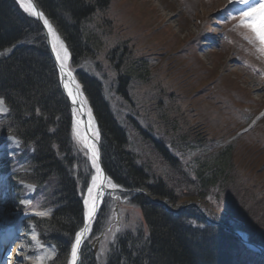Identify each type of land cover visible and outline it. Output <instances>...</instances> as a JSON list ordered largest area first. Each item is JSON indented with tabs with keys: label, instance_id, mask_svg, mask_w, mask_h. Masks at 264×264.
I'll use <instances>...</instances> for the list:
<instances>
[{
	"label": "trees",
	"instance_id": "trees-1",
	"mask_svg": "<svg viewBox=\"0 0 264 264\" xmlns=\"http://www.w3.org/2000/svg\"><path fill=\"white\" fill-rule=\"evenodd\" d=\"M35 1L66 44L73 67H82L84 61L93 59V52L102 45L87 27L93 22L90 17L93 16L91 11L94 5L89 0ZM22 41L31 42L18 50V55L15 51L9 56L3 55L9 46L19 45ZM0 43L7 48L0 51V98L9 110L3 128L6 134L20 140L23 146L20 159L27 164L24 169L26 173H17L15 182L23 180L39 188L54 190V198L50 196L48 204L44 205V208H54L52 217L35 222L44 229L48 241L57 246L58 254L53 264H68L70 242H74L77 228L83 226L85 216V207L78 199L77 188L84 184V191L88 189L89 176L94 175L93 167L84 156L78 158L71 153L74 151L71 139L72 113L61 91L42 28L15 0H0ZM109 55L105 56L107 61L111 57ZM108 62L119 73L115 91L122 98L126 96L132 79L138 77L144 83L150 75L148 71L147 76H143L137 66L127 62ZM249 65L257 66L254 63ZM256 70L261 72L259 66ZM30 71L37 73L35 77L30 75ZM76 75L100 132L104 166L116 186L124 190L146 191L152 198L166 200L173 209L178 208L177 202L198 201L207 210L208 216L213 215L207 208L211 200L224 202L229 192H239L241 200L235 198L234 203L237 204L233 203L229 213L219 212V216L213 217L214 221L239 230L251 243L264 249V234L261 233L264 227L260 228L258 224V220L263 218L260 216L264 215V202L256 194H250L251 190L245 184L229 175L233 167L231 145L206 152L203 157L196 159L194 178L182 173L179 165L176 168L168 162L174 171H181V177L171 175V184L159 177L152 180V174L140 163L141 159L129 152V143L126 141V138L129 139L128 132L105 102L101 85L82 70ZM130 123L136 128L141 125L132 119ZM150 139L147 133L144 140L151 142V148L161 151L167 159L161 144ZM185 146L191 147L188 143ZM24 154L25 160L22 157ZM173 177L177 181H172ZM175 186L186 188L185 193L174 191ZM20 189L17 186L16 190ZM131 196L123 198H129L130 205L140 210V230L136 234L123 231L111 246L105 264H264V258L252 253L222 226L206 222L195 208L173 214L143 195ZM251 201H255L257 205L254 206L257 207L251 206ZM239 202L243 206L238 205ZM234 208L239 211L243 209L246 215L234 213ZM239 214L242 221L243 217L246 220L245 224H239L238 228L230 226L229 221L238 225ZM99 221H106L102 213ZM80 264L100 263L85 249Z\"/></svg>",
	"mask_w": 264,
	"mask_h": 264
},
{
	"label": "rangeland",
	"instance_id": "rangeland-1",
	"mask_svg": "<svg viewBox=\"0 0 264 264\" xmlns=\"http://www.w3.org/2000/svg\"><path fill=\"white\" fill-rule=\"evenodd\" d=\"M103 1L106 4V1ZM107 1L109 6L102 15L97 14L95 20L87 25L89 33L102 45L93 52V59L84 61L81 70L96 78L97 83L106 91L111 89L109 101L113 108L112 112L122 125L125 127L127 125V132L131 133V139L126 138L129 152L140 158V163L152 169L155 175L163 177L164 182L171 184L170 176L180 178L181 171L194 178L195 161L206 152L231 145L233 167L229 175L245 184L251 190L250 194H256L257 198L264 202V119L256 123L257 118L252 120L253 115L264 111V76L256 70L258 65L261 66V62H264V52H260V47H255L260 43L249 27L247 28L253 33L252 40H248L251 46L243 41V44L240 43L242 52L239 54L236 51L232 54L226 51L214 52L213 47L216 46H213L211 39L205 43L207 46L203 47L204 42H200L198 34L200 29L206 28L207 22L210 25V32L217 34L221 23H229L236 27L233 22L238 25L244 20L246 23L243 25L246 26L247 23H252L254 18L244 17V12L240 10L235 15L232 12L230 14L229 10L221 15L219 11L226 8L228 0H220L214 6L204 5L201 13L190 19L184 7L175 5L173 0H169V4L166 0H149L151 3L144 2L147 0H124L121 3H125L129 11L124 10L120 15H116L120 8L115 6L117 0ZM121 17L126 22H123ZM53 40L56 41L61 58L69 65L64 45L56 35ZM253 47L257 53L253 51ZM12 50L14 49L4 50L3 55L9 56ZM106 54H111L109 60L112 63H130L134 67L137 66L145 77L148 71L150 73L144 83L140 82L138 77L129 83L127 87L129 105L120 97H115L114 100L116 91L112 85L116 83V72L105 58ZM252 59L258 65L256 67L247 65V72H243L238 65H246V62ZM138 61L142 63H137ZM0 109H3L0 110V117L6 118L8 109L4 103L0 104ZM129 114L134 116L132 118L139 124L146 126L147 133L152 139L165 144L168 155L176 158L181 171H174L161 151L151 148L148 141L135 137L132 124H126ZM73 125L71 139L74 151L71 153L78 158L79 156L87 158L94 172V175L89 176L88 192L84 191V184L77 188L78 199L85 202L87 212L96 193L100 172L96 159L88 151L84 132L75 122ZM94 131L96 140L101 142L97 124L94 125ZM162 136L164 140H161ZM175 138L179 141L177 147L173 146ZM186 139L192 144L196 141L193 148L197 149L187 150ZM95 150H98L96 145ZM21 151L20 143L15 138L5 136V131L0 130V160L1 158L9 160L13 167L17 165L22 171L27 164L20 159L23 153ZM101 152L103 154L102 148ZM22 157L25 160V154ZM171 179L177 181L174 177ZM108 187L111 189L114 185L108 182ZM22 188L25 192L23 201H18L13 195L9 196L10 192L5 195L0 191V229L15 224L17 217L22 216L21 207L39 209L41 204H44V197L48 202L50 196L54 198L55 195L54 190L48 187L39 189L41 197L38 196V191L34 193L33 187L25 183ZM185 191L186 188H183V193ZM122 194L118 192L108 194L104 202L108 210L107 223L103 224V230L98 236L88 232L86 246L81 248V258L87 249L100 258V264H105L111 246L115 244V235L120 225L124 224L123 218L128 216L131 222L134 217L136 225L141 224L140 210L126 202ZM241 196L239 192L235 194L233 190L225 195L224 202L211 200L207 206L213 214L211 217L219 216L221 211L229 213L230 208L237 204L234 203V199L238 198L240 201ZM238 205L243 206L240 202ZM254 205L257 203L251 201V206ZM234 209L236 210L234 213L246 215L243 209L240 211ZM51 213V210H47L46 216ZM261 217L263 218L261 221L258 220V224L263 228L264 215ZM237 220L238 225L234 221H229L230 226L238 228L239 224L242 226L246 221L244 217L242 221L240 214L237 215ZM93 223L91 225H94ZM16 228L20 231L17 249L19 253L22 250L17 258H21L23 262L31 260V257L27 258V254L22 253L27 249L25 242H28L35 250L34 264H53L52 261L58 252L55 246L42 243V235L48 240L45 232L38 236L33 228L31 232L21 231L23 228L21 223H17ZM261 233L264 234L262 231ZM74 243L70 242L68 253L72 252Z\"/></svg>",
	"mask_w": 264,
	"mask_h": 264
},
{
	"label": "bare ground",
	"instance_id": "bare-ground-1",
	"mask_svg": "<svg viewBox=\"0 0 264 264\" xmlns=\"http://www.w3.org/2000/svg\"><path fill=\"white\" fill-rule=\"evenodd\" d=\"M15 1L18 3L19 7L27 15H29L31 18H33L32 15H34V16L39 15V14H33L31 11H30L31 12L30 13L27 10L26 0H15ZM20 1H22V3ZM89 1L94 5V9H93V11H91V13L93 14V16L90 17L91 20H95V17H96L97 14L98 15H102V13L105 11V9L109 6V2L107 0H105L106 4H104L103 0H89ZM204 1H208V0H204ZM218 1H220V0H209L207 2V5L208 6H214ZM117 2L118 3L115 6L117 8H119V7L120 8H119V11H116V15H120L121 14L120 12H124V10L129 11V9H127V7H126V4L125 3H121V2H124V0H117ZM144 2L145 3H151L149 0H147V2L146 1H144ZM262 3H264V0H246V2H245V0H228V2L226 4V7L229 8V11L232 12L233 14L236 13L238 10L243 11L245 13V12H248L252 8H258L259 5L262 4ZM150 5L153 6L152 4H150ZM36 11H37V13H41L37 9H36ZM191 12L193 14L190 15L189 18H195V17L198 16L197 13H194L193 11H191ZM122 15L124 16L125 14L122 13ZM39 17H41L43 20H45V18L42 15H39ZM121 20L123 22H126L125 20H123L122 17H121ZM37 22L39 24H41L39 21H37ZM48 25H50V24L48 23L46 25V27H47V30L49 32L50 30H49V26ZM41 28H42L43 33H46L45 28L43 26ZM51 29H52V27H51ZM245 30H247V29H245ZM51 32H53V29H52ZM249 32L247 30V33H249ZM250 33L253 35L252 32H250ZM30 42H23L22 41V42H20L19 45L15 44L13 46H9V48L10 49H14L12 51H15L16 54L18 55V50L28 46ZM255 47H257V46H255ZM5 48L6 47L4 45H1V43H0V51L4 50ZM254 52L256 53L257 51L254 50ZM10 54H12V52ZM19 59L21 60V62H23V60L20 57H19ZM59 61H60V64H61V70H60L61 72L60 73H61V79H62V89H63L65 95L67 96L69 102L72 104V105L70 104L71 105L70 106V110H71L74 122H75L76 126L78 128H80L84 132V136H85L86 139H88V143H89L87 146L90 148V151L93 154H95L94 153L95 144H94V141L90 138V135L93 136V137L95 135L94 124L92 122V118L94 119V117H93L92 111L90 112L91 106H90L88 100H87V103H88V106H89L90 110H87L86 103L84 105H82L81 99L84 100V98H83V95H80V93L77 90H75L73 85H72L74 83L76 84V81L75 82L73 81V83H72V80H74V77H70V74L72 75V72L70 71L69 67L67 68L66 65L63 63L62 58H59ZM81 68H82L81 66L75 68V67H73V65L71 63V70L73 72L77 73L79 70H81ZM261 72L262 73L264 72V68H261ZM36 74H37L36 72L30 71V75L32 77H35ZM59 81H61V80H59ZM65 85H67V87ZM101 88H102V96L104 97L105 102L109 105L111 111H113V108H112V106L110 104L111 100L109 98L110 95H111L110 90L106 91L102 86H101ZM70 93H71V95H70ZM119 96H121V95L119 94ZM113 97H114V100H115V96H113ZM122 99L129 105V98H128V95H127V91H126V96L123 97ZM84 115L87 117V120L84 119V117H83ZM113 115L115 116L114 113H113ZM129 116L130 117L127 119L126 124L130 123V119L134 120L132 118L134 116H132L131 114H129ZM118 121H119V119H118ZM123 126L126 129V131H127V125H126V127H125V125H123ZM131 126H133V125H131ZM132 132H133V134L135 135L136 138L145 139L146 136H147V130H146V126L144 124L139 125L138 128L134 127V131H132ZM130 135H131V133L129 131L127 133V136H128L129 139H131ZM164 139L165 138L162 136L161 140H164ZM154 141H156V140H154ZM156 142L160 143L162 148L164 149V151H165V153L167 155L166 156L167 159L165 157L164 158L167 160V162H172V164L175 165L176 168H178L179 164L176 161V158L174 159L172 155H168V153L166 151L167 148H166L165 144H162L159 141H156ZM173 142L176 145H178L177 143H179V141L176 140V138H175V141H173ZM149 143H151V142H149ZM187 143L190 144V146H191L190 149H192L194 147V144H192V142H190L189 140L186 139V143L185 144H187ZM193 149H197V148H193ZM187 150H189V148H187ZM179 167H180V165H179ZM145 169L149 173L152 174V176H153L151 178L152 180L154 178H157V177L162 178L164 180V178L161 177V176L153 175L154 172H153L152 169H148L146 166H145ZM106 186H107V180L105 179V181H104V176L101 173L99 175V178H98V185H97L95 196H94L93 200L91 201V203H90V205H89V207L87 209L86 215L84 216V224H83V226L81 225L79 228H77L76 232L78 234H82L81 242H80L79 246L77 247L76 256L75 257H73V254L71 252L70 264H78V251H80L81 248H84V246H86L85 244H86V241H87L86 237H87L88 232H90V234L93 235V236L95 234H97V236H98L103 230V228H102L103 224L107 223L108 210H107V206L104 203L106 198H107V196H108V194L105 191ZM0 187H4L2 189L6 193L10 192V190H11L12 193H13L14 198H16L18 201H23L22 200L23 193L21 191H17L16 190V186H13L12 183H6L4 181V178L1 175H0ZM127 191H128V195H130V196L132 195L131 197H133L134 195H138L139 192H143V190H141V189H133V190H127ZM174 191H176L179 194H183V187L179 186V188H176V186H175L174 187ZM149 200L152 203H157V204H160V205L164 206L169 212H171L173 214H179L182 210H185V209L195 208L198 211V213L201 215V217L203 219H205L206 222H208L209 224H212V225L222 226L225 229V231H227L229 234L233 235L235 238H237L240 241V243L242 245L247 247L245 242H244V240H243V238L241 236L233 234L225 225L221 224L218 221H214V219L210 215L208 216V214H207L208 212H206L207 210L205 211V209L203 207H201L200 202H198V201H196V202H190L189 201L187 203H185V202H177L176 204H177L178 208L173 209V208H171L170 204L166 200L152 198L150 196V194H149ZM93 207H94V211H92V213L90 215V211L93 209ZM101 208H102V210H101ZM100 210H101V213L103 214V217L104 216L106 217V221H104L102 223H100V221L99 222L96 221L94 223V225H91L93 223V221L95 220V218H96L95 216L97 215V213ZM21 211L24 213V214H22V217H24L25 215L28 216V217H32L33 221H35L36 218H41L42 220H49L52 217V214H53V213H51L49 216H45V215H43L42 212L46 213V211L41 210V212H36L35 210H33L31 208H28V207H26V208L21 207ZM118 212H120V208L119 207H118ZM123 219H125L124 224L120 225V229L118 230L117 234L115 235V240H116L117 237L119 238L121 236L123 231H128L131 234H136L137 231L140 230V228L136 225L134 217L132 218L131 222L129 221L128 216H125V218H123ZM96 223H98V225ZM33 227L38 232H42L44 230V229H42L40 227L39 224L33 225ZM11 234H12L11 236L13 238L12 244H14V241L17 239V236H19V234H15V233H11ZM101 238H102V234H101ZM74 244H75L74 246H76V240H75ZM25 245L27 246V249L25 251H23L22 253L30 255L29 257H31V260L29 259V260H27V262H23L21 258H17L15 264H34L35 261L33 259V256H35L34 255L35 250L32 247V245H30L28 242H25ZM21 251L22 250H20V253H21ZM90 253L93 254V256L95 258V261L99 262L100 258L99 257L97 258V255L94 254L93 251H91ZM39 254L42 255L41 252ZM7 256H9V252L6 253L5 257H7ZM0 264H9V263H7L5 258H2V261H1Z\"/></svg>",
	"mask_w": 264,
	"mask_h": 264
},
{
	"label": "snow or ice",
	"instance_id": "snow-or-ice-1",
	"mask_svg": "<svg viewBox=\"0 0 264 264\" xmlns=\"http://www.w3.org/2000/svg\"><path fill=\"white\" fill-rule=\"evenodd\" d=\"M246 2V0H245ZM27 10H30L33 14H39L42 15V13H37L35 7L33 5H31L30 3L27 5ZM244 17H250V18H254L252 23H247V27L251 28V30L256 34L257 39L259 40V43L261 45L260 51L264 52V3L260 4L258 8H252L250 9L248 12L243 13ZM44 23L47 25L48 21L45 20ZM246 23L245 21H242V24ZM49 26V30L52 31L51 29V25ZM53 35H55V33L53 32ZM67 87V85H65ZM71 95V93H70ZM3 102L0 101V104H2ZM3 110V109H0ZM92 211H94V207L93 209L90 211V215L92 213ZM81 236L82 234H78L76 237V246L73 247L72 250V254L73 257L76 256V250L77 247L79 246L80 242H81Z\"/></svg>",
	"mask_w": 264,
	"mask_h": 264
},
{
	"label": "water",
	"instance_id": "water-1",
	"mask_svg": "<svg viewBox=\"0 0 264 264\" xmlns=\"http://www.w3.org/2000/svg\"><path fill=\"white\" fill-rule=\"evenodd\" d=\"M30 2H31V4H32L33 6H35V4H34V2H33L32 0H30ZM35 8L37 9L36 6H35ZM37 10H38V9H37ZM38 11H39V10H38ZM35 18H36L40 23L42 22V21H41V17H39V15H36ZM43 27H44L45 30H46V27H45V26H43ZM47 38L49 39V35H48V33H47ZM48 42H50V41L48 40ZM49 49H50V51L53 53V56H54V59H55L56 65H57V67H58V69H59V71H60V70H61V64L58 62V60H57V58H56V56H55V54H54L53 48L51 47V44H50V43H49ZM60 72H61V71H60ZM60 76H61V73H60ZM70 77H72L71 74H70ZM61 80H62V79H61ZM73 81H74V80H72V83H73ZM74 82H75V81H74ZM72 85H73L74 89L77 90V91L79 92V90H78L76 84L74 83V84H72ZM81 101H82V105H84V101H83V99H81ZM83 117H84L85 120H87V117H86L85 115H84ZM85 122H86V121H85ZM90 138L93 139V138L91 137V135H90ZM97 161H98V164H99L100 169H101L103 172H105L104 167H103L102 162H101V158H100V156L97 158ZM104 178H106V175H105V174H104ZM105 191L108 192L107 189H105Z\"/></svg>",
	"mask_w": 264,
	"mask_h": 264
}]
</instances>
